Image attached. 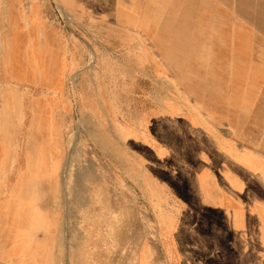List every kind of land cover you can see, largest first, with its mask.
<instances>
[{"label":"crops","instance_id":"1","mask_svg":"<svg viewBox=\"0 0 264 264\" xmlns=\"http://www.w3.org/2000/svg\"><path fill=\"white\" fill-rule=\"evenodd\" d=\"M55 1L67 16L55 12ZM206 80L246 90L238 95L245 98L246 93L248 100L264 89V0H4L0 264H62V214L40 202L96 200V168L120 185H128V173L136 178V195L149 205L150 217L158 216L157 197L150 196L156 194L151 188L156 191L158 181L182 202L191 196L190 180L189 193L182 197L161 171L172 168L169 160L194 168L193 177L200 172L209 199L198 203L190 197L202 209L203 227L194 229L201 239L191 249L206 247L207 227L221 226L224 217L236 212L246 218L249 181L239 170L241 157L256 155L264 166V149L242 148L240 137H223L218 126L232 130L229 121L172 128L180 109L183 117L191 106L197 111L192 119L202 114L200 103L192 102L191 89L198 87L193 82ZM161 89L177 90L182 100L174 101L169 91L159 98ZM114 105L126 108L118 113ZM115 121L127 126L128 133H122L127 139L119 131L112 134ZM208 148L226 163L221 182L205 172ZM80 152L87 160L75 167L72 185L81 192L64 197L63 178L70 159ZM159 153L170 158L165 161ZM190 154L198 163L191 164ZM53 169L56 172L48 175ZM232 182L240 188L231 191ZM105 187L102 199L110 200ZM118 197L119 216L130 217V207ZM135 198L132 194L131 200ZM247 221L251 237L252 221ZM154 227L158 235V224ZM255 229L260 231V225ZM89 237L86 230V241ZM231 238L240 245L237 234ZM161 241L166 264L189 260L174 240ZM249 242L244 257L234 254L237 264L252 263ZM158 251L156 239H141L135 264H160ZM204 259L199 257L198 263L204 264Z\"/></svg>","mask_w":264,"mask_h":264},{"label":"rangeland","instance_id":"2","mask_svg":"<svg viewBox=\"0 0 264 264\" xmlns=\"http://www.w3.org/2000/svg\"><path fill=\"white\" fill-rule=\"evenodd\" d=\"M3 1L0 0V6L3 4ZM55 4L57 7L55 9L56 13L62 16L68 15L57 1H55ZM240 46L239 48H245V46ZM192 84L198 86L197 88L191 89L192 92H195V96L192 97V102L200 103L202 114H198L195 116L196 118L192 119L191 114L193 111L194 113L197 111L191 106L190 109H186L187 111H185L189 115L183 117V111L180 109L175 114L176 116L171 123L172 128L174 126L176 131H179L184 127L189 128L192 123L198 124L200 122L206 125L208 122L226 123L229 121L232 124V127H230L232 130H229L225 124L218 126L220 129L219 133L223 137L228 139L240 137L238 142L242 148L255 145V149L257 150L261 151L264 149V89H259L256 96L248 100L246 93L243 94L245 98L239 97L238 95V93L240 94L246 90L232 89L225 83L221 84L216 80L196 81ZM168 91L174 101L182 100V96L177 93V90H174L173 93L172 90L167 89L159 90V98L166 95ZM114 107L118 113L119 110L121 111L126 108L125 105H114ZM118 131L121 135L122 133H128L126 125L115 121V126L112 124V134L117 135ZM159 136L166 139L162 135V132ZM122 137L123 139H127L128 135H122ZM159 156L165 161L170 158L168 153H159ZM171 156H174V154H171ZM203 156H205V162H207L205 172L221 182L223 180V167L226 163L223 162L220 154L214 149L208 148ZM92 158L95 161L98 160L96 154ZM189 158H191V164L198 163L193 161V159L197 161L195 154H190ZM86 160L87 155L81 152L74 154L73 158L70 159L66 177L63 178L62 192H66L64 197L72 196L73 192H81V189L78 190L72 185V177L74 172L78 170L75 167L79 166L82 161L86 162ZM169 163L172 164V168H165L161 171L171 180V183L179 191V194L182 197H187L189 193L188 180H190V197H193L198 203H207L209 195L204 187V180L200 172L197 176L193 177L194 168L179 167L176 164L181 163L173 162V160H169ZM173 164H175V167ZM47 172L48 175L54 174L56 170H47ZM96 172L98 177H96L93 183L94 185L92 186L95 188L94 196L97 198L96 200L75 201L64 199L62 201L48 200L46 202H40L48 210L53 212L58 210L62 214V236L59 251L63 258L62 264H135L137 245L141 239L148 237L156 239V242H158L159 251L157 254H159L160 264H166V250L162 249L163 243L161 240L167 241L169 239L174 240L176 246L189 258L185 264H190L193 260L195 264H199V257L203 259L205 257L204 264H237L234 260L235 256L233 252L243 251L245 249L247 245V241H244L245 237L248 240L251 239L253 246L250 250V254L252 255L251 264H264V216H262L264 215V190H262L260 184L257 182L247 178L249 185L246 203L249 208V213L245 220L252 221L249 228L252 233L251 237L248 229L241 232L238 226L234 227L236 229L235 234L239 236L240 245H237L236 241H233L231 248L230 239L231 234L234 235V231L230 234L229 230L223 229L224 226L222 224L218 228L215 226L207 227L209 229L208 237H210V241L207 242L206 247L202 249L192 247L191 249L190 246H198V242L201 239V234L195 230L199 231L203 229L199 217L202 209L196 205L193 198L188 196L185 202H182L177 195H173L169 191L168 187H165L160 197L158 193L150 195L153 198L157 197L158 201L156 203L158 216L154 215L150 217L147 215L150 208L149 205L146 206L145 201H139L136 195L135 189L140 183L136 178L129 176L128 173V178H130L128 185L125 186L120 185L113 178H109L106 173H104V176V170L102 168H96ZM157 183L161 184L159 181ZM104 184L110 189L109 193L106 187L104 189L105 196L110 197V200L107 198L106 200L102 199L104 196L102 195ZM234 188L238 189L240 186L232 182L230 190H235ZM132 194L136 198L131 200ZM118 196H121V203L123 205L130 207V217L119 216L118 210L120 202L118 201ZM33 203L37 202L32 200ZM235 213L233 215H239ZM157 224L159 229L158 235L154 227ZM257 224L260 225V231L255 229ZM86 230L90 233L87 241ZM220 238L221 243H219ZM224 240L228 243H224ZM190 241L193 242V245ZM224 245L226 246L224 247ZM226 251L230 252L225 253ZM178 253L179 251L176 252V254Z\"/></svg>","mask_w":264,"mask_h":264},{"label":"bare ground","instance_id":"3","mask_svg":"<svg viewBox=\"0 0 264 264\" xmlns=\"http://www.w3.org/2000/svg\"><path fill=\"white\" fill-rule=\"evenodd\" d=\"M241 47V46H240ZM244 47V46H243ZM229 57V56H228ZM230 60V59H229ZM205 133V132H204ZM236 160V159H235ZM239 170L240 172L245 176L247 177L248 179L250 180H253L255 182H257L258 184H260V187L262 188V190H264V166H262L261 164V160L256 156V155H253V154H249V155H244L241 157V161H240V167H239ZM155 177V176H154ZM156 180V179H154ZM147 181V180H146ZM164 181V180H163ZM149 182V181H148ZM150 183V182H149ZM164 183V182H163ZM163 183L161 184H158L157 183V189L155 191V188L154 186H152L151 190L153 192H156L158 193V196L160 197L162 195V193L164 192V188L167 187L166 185H164ZM153 184V183H152ZM234 187V186H233ZM232 187V188H233ZM150 188V187H149ZM235 189V188H234ZM239 189V188H238ZM254 195H256V193H254ZM1 203V202H0ZM4 207V206H3ZM37 207V206H36ZM34 210V209H33ZM37 210V209H36ZM235 213V212H234ZM236 214V213H235ZM216 216V215H215ZM218 216V219L219 218H222L221 216L219 217V213L217 214ZM235 216V215H234ZM232 215H229V216H226L224 217L223 219V229H226V230H229V231H234V235H235V231L236 229H234V227L238 226L241 230V232L243 231H246L248 228H247V223L248 221L245 220V218H243L241 215H238L237 217H234ZM213 218V217H212ZM215 219V218H213ZM214 221L217 222V219H215ZM221 221V220H219ZM218 221V222H219ZM217 225V224H216ZM218 228V227H217ZM220 228V227H219ZM222 230V228H221ZM76 231V230H75ZM74 231V232H75ZM222 233V232H221ZM228 233V232H227ZM230 233V232H229ZM76 234V232H75ZM76 236V235H75ZM219 237V236H218ZM227 237V236H226ZM213 238V237H212ZM215 240V239H214ZM223 240V239H222ZM216 241V240H215ZM221 243V238L219 240ZM233 241H236L235 239L231 238L230 239V243L232 244ZM244 241L246 242L247 241V244L249 242L248 238L245 237L244 238ZM227 242L226 240H224V243ZM228 243V242H227ZM250 243V242H249ZM217 245V244H216ZM226 245H224L225 247ZM223 247V249H224ZM218 248V247H217ZM230 249V248H229ZM221 250V249H220ZM246 250V248L244 249ZM222 251V250H221ZM256 251V250H255ZM230 252V251H228ZM227 251L225 253H228ZM257 252V251H256ZM243 251H238V252H233V254L235 255H238V257H244L242 255ZM248 255V254H247ZM260 257V256H259ZM261 260L259 259V262ZM261 263V262H260ZM262 264V263H261Z\"/></svg>","mask_w":264,"mask_h":264}]
</instances>
